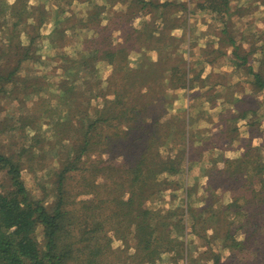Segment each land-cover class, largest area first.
<instances>
[{
  "label": "rangeland",
  "instance_id": "obj_1",
  "mask_svg": "<svg viewBox=\"0 0 264 264\" xmlns=\"http://www.w3.org/2000/svg\"><path fill=\"white\" fill-rule=\"evenodd\" d=\"M142 1L0 0V150L22 163L31 198L50 206L56 171L82 146L81 121L114 98L117 67L131 68L122 81L133 88L130 102H149L158 125L173 124L158 153L179 156L181 173L134 188L121 165L127 156L101 149L107 133L98 123L89 132L99 133L97 142L67 173L66 204L87 220L63 229L71 231L58 247H70L65 263L264 264V199L255 196L264 191V92L249 72L264 67V0ZM93 39L117 48L114 63L87 50ZM104 165L113 170L96 176ZM7 174L0 169L6 190ZM133 189L136 205L160 224L148 248L146 231L130 221L143 210L125 215L120 204ZM35 229L45 249L44 225ZM94 229L99 238L85 240Z\"/></svg>",
  "mask_w": 264,
  "mask_h": 264
},
{
  "label": "trees",
  "instance_id": "obj_2",
  "mask_svg": "<svg viewBox=\"0 0 264 264\" xmlns=\"http://www.w3.org/2000/svg\"><path fill=\"white\" fill-rule=\"evenodd\" d=\"M210 1L211 6H215L212 3V0H209V2ZM136 2L143 3L144 1L136 0ZM132 5L135 4L127 6L131 7ZM99 8H101V6H99ZM99 14L100 12H97V14L95 13V15ZM97 19L98 18L96 17L95 20ZM59 31L61 32L62 30L58 29L56 32ZM61 35L62 37L64 36V34ZM94 41L95 39L91 41L93 46H89L87 50H89V52L91 51V54L95 56L97 60H101L105 56V58H108L111 63H114L116 56H118L117 48L111 46L100 48L96 46V42ZM119 50H123V48H119ZM241 59H243V62L245 63L250 62L248 56L241 57ZM73 60L76 61V59ZM120 69V67H117L116 69L119 73L116 74L117 81L113 84L117 85V88L114 90V98L108 99L106 96L107 100L100 111V116L90 119L86 122L88 125H85V121H81L83 128L87 127L86 133H84L80 141V144L83 147L79 145L81 147H78L79 149L76 152V160H69V162L66 163L67 165L64 164L61 169L56 171L54 185L56 186L57 198L50 206L31 198L30 192L22 179V163L19 161L17 162L12 155L6 154L0 150V169L7 170V175H9L12 181V187L10 189L8 188L6 190L7 187L4 184L0 185V187L5 188L0 190V264H46L47 261L45 260H48L51 264H66L65 261L70 256V247L67 249L68 252L63 251L58 247L62 244L63 234H68L71 231L63 229L65 226L69 228L70 226L77 225L76 222L79 224V219L84 221L87 220V212L86 215H83L85 216L84 218H81L82 215L76 217V214L74 215L73 213L80 212V209L77 210V206L73 207V209H69V204H66V197L69 194V189L66 188L65 185L67 184V173L70 170H76L77 164L75 163L77 160L81 159L86 150H89L91 145L97 142V137L100 136L98 135L99 133L93 132L92 136H90L89 132L92 128L97 126L98 123L105 122L102 127L106 128V133L108 134H105V137L103 136L106 141L102 148H99L102 150L111 149L112 153L115 150V153L118 151V156L122 154H125V157L127 156V159H123L121 165L125 167L128 166L127 174L133 172V174H129L133 176L131 178V183L134 188L136 186L141 188L143 185L150 184L149 182H156L159 177L164 175L163 173L169 175H179V173H181L179 156H166L164 160V157H160L161 154L158 153L159 144L162 142L161 139L166 138L167 140L174 132L173 130H175V127H173L172 123H169L168 125L161 123L162 125H158L161 120L156 114V109H158V107L151 106L149 102L142 103L141 105L137 103L136 100L130 102V96L128 95L127 90L130 91L133 90V88H129L130 84H126L122 81H124L125 78L123 75H128V71L132 70L129 68L127 72L120 74V71H123V68ZM249 72L253 75V80L258 86V90L264 92V67L261 65L260 68L255 70L249 66ZM173 74L177 81L181 80V74L179 75L176 72ZM13 75L14 72H9V80L14 78ZM132 82L133 81H131V83ZM60 90L64 96L70 91V88H68L66 84H63ZM70 102L71 106L74 107L75 104L73 103L75 101L73 102L70 100ZM138 106H141L140 109ZM153 108L155 109L151 111ZM143 112H147V117L141 116ZM114 120H118V122L113 123ZM70 121H74V118L71 117L68 122ZM81 122L78 125H80ZM100 126L101 125H98V128H100ZM165 127H167V129H165ZM183 152V155H186L187 150ZM101 163L102 159L99 161L97 167ZM113 167L116 166L114 165ZM110 168L113 170L111 166L106 167L104 165V167H99V171L96 169V176L97 174H101L104 169L111 171ZM92 170V167H88L84 172H91ZM109 175L115 176L113 173ZM83 179L87 180L88 175L84 174ZM261 183L264 189V180ZM93 185H95V183ZM135 192V189L131 190L126 197L127 199H120V204L126 206L125 215H128L132 210H135V206L136 211L139 213L143 210V214L145 215L143 219L140 218L138 220L139 217L136 215L137 218L130 221L136 220V228L139 229V231H146L149 237L146 245L148 248L152 245V238L157 233L160 224L152 223L151 212L149 209L141 208L142 205L140 207L139 205H136ZM255 196L259 197V199L262 196L264 199V191L258 190V192H255ZM261 203L264 204V201H261ZM88 207L92 208L90 205H88ZM106 220L110 221V218H106ZM65 222L67 224H65ZM39 223L44 225L46 240L45 249L42 248L41 243L35 235V228ZM90 233L92 234L88 236L86 235L83 238L85 240L88 238H99L96 229L92 230ZM262 255H264V251ZM219 258L220 257L215 259V264L220 262Z\"/></svg>",
  "mask_w": 264,
  "mask_h": 264
},
{
  "label": "clouds",
  "instance_id": "obj_3",
  "mask_svg": "<svg viewBox=\"0 0 264 264\" xmlns=\"http://www.w3.org/2000/svg\"><path fill=\"white\" fill-rule=\"evenodd\" d=\"M204 182L206 183V178H205V181H204ZM227 254H228V253H225V256H227Z\"/></svg>",
  "mask_w": 264,
  "mask_h": 264
}]
</instances>
